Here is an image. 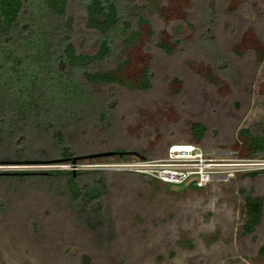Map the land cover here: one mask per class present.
I'll list each match as a JSON object with an SVG mask.
<instances>
[{"label": "rangeland", "instance_id": "1", "mask_svg": "<svg viewBox=\"0 0 264 264\" xmlns=\"http://www.w3.org/2000/svg\"><path fill=\"white\" fill-rule=\"evenodd\" d=\"M125 2L133 29L139 17L145 20L139 38L92 68L112 69L123 60L122 73L134 84L146 66L151 85L94 87L98 102L80 109L89 117L63 131L76 156L115 151L160 159L172 144H194L238 157L240 130L264 138V0ZM70 3L75 48L93 54L98 37L83 27L78 3ZM193 123L206 127L200 142ZM5 150L0 143V158L18 155ZM26 156L33 159L0 162V173L74 170L90 181L89 172H104L102 215L93 213L94 203L80 208L70 202L60 181L0 177V264H264V215L254 234L241 230L243 196L264 204V171L230 172L194 190L98 169L139 159L135 155L80 160L75 167L51 152Z\"/></svg>", "mask_w": 264, "mask_h": 264}, {"label": "trees", "instance_id": "2", "mask_svg": "<svg viewBox=\"0 0 264 264\" xmlns=\"http://www.w3.org/2000/svg\"><path fill=\"white\" fill-rule=\"evenodd\" d=\"M70 1L0 0V143L7 153L18 154L15 158H0V162L18 163L33 159L26 156L27 152H51L52 156L71 163L78 154L66 145L63 131L74 129L73 126L85 120L83 117H89L80 109L83 105L94 106L92 104L98 102L94 87L114 85L147 90L151 85L150 69L146 66L134 84L128 82L122 73L126 64L123 60L112 69L92 68L93 64L108 60L120 45H132L139 38L138 27L145 20L139 17L138 29H133L126 20L128 6L125 0H73L83 10L85 30L98 37L95 53H80L73 42L76 20ZM158 46L170 53L168 46ZM64 114L68 121L64 120ZM191 133L195 141L200 142L206 134V127L193 123ZM238 138L243 147L242 152H237L238 157H262L263 137L243 129ZM37 146L43 150H37ZM131 155L148 159L137 153L123 154L116 159L125 161ZM89 173L90 181L83 179L87 176L84 172L73 175L72 171L63 170L0 173V177L60 181L67 189L70 202L80 208L94 203L93 213L99 216L102 215L100 200L106 184L104 172ZM120 173L154 181L145 174ZM187 188L198 190L190 184ZM243 203L245 221L242 234L252 235L263 218L264 204L261 198L251 194L243 196ZM259 254L264 258V244L259 248Z\"/></svg>", "mask_w": 264, "mask_h": 264}, {"label": "built area", "instance_id": "3", "mask_svg": "<svg viewBox=\"0 0 264 264\" xmlns=\"http://www.w3.org/2000/svg\"><path fill=\"white\" fill-rule=\"evenodd\" d=\"M72 167L75 166L72 164ZM98 169L145 174L162 184H190L200 189L222 180L230 172L264 171V159L232 157L228 150L205 151L194 144H172L163 158H139L135 161L100 166Z\"/></svg>", "mask_w": 264, "mask_h": 264}, {"label": "water", "instance_id": "4", "mask_svg": "<svg viewBox=\"0 0 264 264\" xmlns=\"http://www.w3.org/2000/svg\"><path fill=\"white\" fill-rule=\"evenodd\" d=\"M123 154H135L131 152H115V151H106V152H100V153H93V154H88L84 156H77L72 158L71 163L73 165L76 164L77 161L80 160H86V159H97V158H104V157H114V156H123ZM73 175H75L74 170L72 171Z\"/></svg>", "mask_w": 264, "mask_h": 264}]
</instances>
